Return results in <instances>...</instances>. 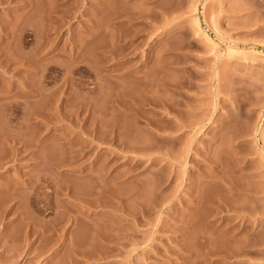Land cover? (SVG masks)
<instances>
[{
  "label": "rangeland",
  "instance_id": "rangeland-1",
  "mask_svg": "<svg viewBox=\"0 0 264 264\" xmlns=\"http://www.w3.org/2000/svg\"><path fill=\"white\" fill-rule=\"evenodd\" d=\"M0 264H264V0H0Z\"/></svg>",
  "mask_w": 264,
  "mask_h": 264
}]
</instances>
